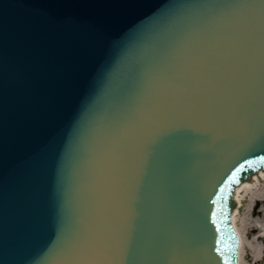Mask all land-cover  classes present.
<instances>
[{"label":"water","instance_id":"water-1","mask_svg":"<svg viewBox=\"0 0 264 264\" xmlns=\"http://www.w3.org/2000/svg\"><path fill=\"white\" fill-rule=\"evenodd\" d=\"M254 139L264 0H0V264H237Z\"/></svg>","mask_w":264,"mask_h":264},{"label":"bare ground","instance_id":"bare-ground-1","mask_svg":"<svg viewBox=\"0 0 264 264\" xmlns=\"http://www.w3.org/2000/svg\"><path fill=\"white\" fill-rule=\"evenodd\" d=\"M232 225L239 235V264H264V170L234 190ZM261 234V235H260ZM248 260H243L244 255Z\"/></svg>","mask_w":264,"mask_h":264},{"label":"snow or ice","instance_id":"snow-or-ice-1","mask_svg":"<svg viewBox=\"0 0 264 264\" xmlns=\"http://www.w3.org/2000/svg\"><path fill=\"white\" fill-rule=\"evenodd\" d=\"M252 148L260 147L262 151H264V145H257L255 139L249 145ZM258 165L264 166V155H258L255 159H245L243 162L239 163L234 170L228 174L223 182V186H221L218 190V194L215 199L211 200L212 204H217L221 199L223 194L228 191H231V185L240 183V175L246 170H250L252 172L259 171ZM213 222H215V212L212 213ZM219 230V228H217ZM215 251L219 254L220 248L217 247ZM227 264V262H225Z\"/></svg>","mask_w":264,"mask_h":264},{"label":"rangeland","instance_id":"rangeland-1","mask_svg":"<svg viewBox=\"0 0 264 264\" xmlns=\"http://www.w3.org/2000/svg\"><path fill=\"white\" fill-rule=\"evenodd\" d=\"M261 235V234H260ZM261 244H264V238L260 240ZM243 260L247 261L248 260V255H244Z\"/></svg>","mask_w":264,"mask_h":264}]
</instances>
